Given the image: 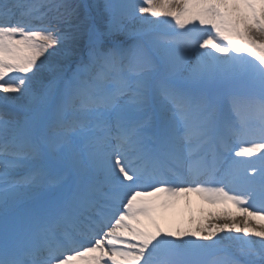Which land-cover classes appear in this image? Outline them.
Segmentation results:
<instances>
[{
    "label": "snow or ice",
    "instance_id": "1",
    "mask_svg": "<svg viewBox=\"0 0 264 264\" xmlns=\"http://www.w3.org/2000/svg\"><path fill=\"white\" fill-rule=\"evenodd\" d=\"M0 94V264H264V0H0Z\"/></svg>",
    "mask_w": 264,
    "mask_h": 264
},
{
    "label": "bare ground",
    "instance_id": "2",
    "mask_svg": "<svg viewBox=\"0 0 264 264\" xmlns=\"http://www.w3.org/2000/svg\"><path fill=\"white\" fill-rule=\"evenodd\" d=\"M88 2L103 3V0H88ZM133 2L138 4L140 0H133ZM137 19H139V17H137ZM20 103H23V101L15 102V104ZM0 107H3V105H0ZM8 107L16 110L13 104L8 105ZM23 172L24 170H21L22 174ZM224 208V205L213 206L208 204L200 196L192 193L180 197L173 206L167 210H161L157 218L163 231L175 233L178 231L193 230L201 224L207 225L209 214L222 213ZM227 208L231 210L238 221L242 222L243 216L237 212L235 207L228 205ZM259 223L264 224V221H259ZM221 235H223V233H221Z\"/></svg>",
    "mask_w": 264,
    "mask_h": 264
}]
</instances>
